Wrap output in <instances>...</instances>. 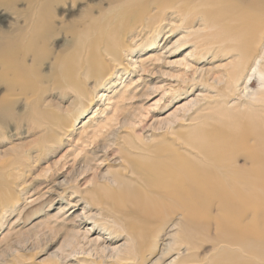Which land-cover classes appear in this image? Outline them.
I'll return each mask as SVG.
<instances>
[{
	"label": "rangeland",
	"instance_id": "rangeland-1",
	"mask_svg": "<svg viewBox=\"0 0 264 264\" xmlns=\"http://www.w3.org/2000/svg\"><path fill=\"white\" fill-rule=\"evenodd\" d=\"M173 4L154 8L144 18L152 27L141 30L137 25L139 31L128 36L135 43L124 60L127 72L116 70L96 88L95 79L78 84L79 93L64 76L63 81L61 74H56L59 79L54 76L56 55L69 52L66 46L71 45L66 28L45 32L40 41L45 24L35 15L32 0H0V43L2 34L21 37L22 42L12 48L0 45V264H89L97 257L86 256L84 251L94 247L86 250L87 242L112 249L122 246L128 241L125 226H134L138 233L149 226L143 223L144 214L107 202L100 193L93 201L89 191L96 185L118 189L122 178L131 180L127 161L122 162L129 142L179 141V132L219 124L216 87L236 56L219 50L229 41L214 42L220 31L205 27L197 12L188 17L194 20L189 27L180 12L183 0ZM110 6L121 11L124 3L54 0L50 14L42 18L54 14L50 19L56 25L72 26L89 9L99 15ZM158 23L162 30L153 33ZM198 32L212 36L199 43L194 38ZM153 39L156 43L148 45ZM30 43L41 46L26 59L37 71L29 73L24 84L11 87L15 75L3 59L17 61ZM38 74L43 76L40 81ZM258 87L254 78L252 91ZM74 116L78 119L70 131L67 126ZM175 221L177 217L164 224L158 249L176 233L171 227ZM200 245L202 258L220 252L210 241ZM176 250L168 261L178 255Z\"/></svg>",
	"mask_w": 264,
	"mask_h": 264
},
{
	"label": "bare ground",
	"instance_id": "bare-ground-1",
	"mask_svg": "<svg viewBox=\"0 0 264 264\" xmlns=\"http://www.w3.org/2000/svg\"><path fill=\"white\" fill-rule=\"evenodd\" d=\"M52 1L32 0L35 15L45 24V31L38 38L43 41L45 32L60 33L65 28L71 34V45L66 46L69 52H59L55 57L54 76L59 79L56 74H61V81L64 76L79 93L82 89L78 84L95 79L96 88L116 70L127 72L129 66L124 60L135 43L128 36L133 37L139 31L135 26L141 30L151 28L144 20L145 15L154 8L160 10L178 2L117 0L124 3L121 11H113L110 6L96 16L89 9L80 16L78 24L69 26L56 25L50 19L54 14L42 18L50 14ZM183 1L184 10L180 12H184V21L188 22V17L197 12L205 27L220 31L214 42L229 41L219 50L236 56L224 76L217 77V95L221 98L217 102L221 107L217 109L221 119L219 124L177 133L179 141L164 138L156 143L129 142L122 162L127 161L131 180L122 178L118 189L96 185L89 193L92 200L100 193L107 202L123 203L131 210L141 211L146 219L143 223L149 226L139 229V233L134 226H125L128 241L114 249L97 245V241L84 243L86 250L94 246L91 252L84 251L86 256L97 257L89 259V264H264V0ZM193 21L188 22L191 28ZM158 24L153 33H159L161 23ZM21 35L28 37L25 31ZM196 36L200 43L212 35L198 32ZM154 40L157 39L148 45H154ZM19 41L21 37L2 34L0 45L17 47ZM40 48L30 43L24 45L26 51L17 56V61L15 57L3 59L15 75L11 87L24 84L29 73L37 71L26 59ZM42 77L39 75L38 81ZM254 78L259 87L252 91ZM234 98L237 100L232 103ZM88 99L92 105V97ZM83 107L88 110L86 104ZM77 117L67 126L70 131ZM175 217L177 221L171 227L177 228L176 233L158 249L164 224ZM155 223L159 226H154ZM209 241L220 252L202 258L200 243ZM176 249L178 255L168 261V255Z\"/></svg>",
	"mask_w": 264,
	"mask_h": 264
}]
</instances>
